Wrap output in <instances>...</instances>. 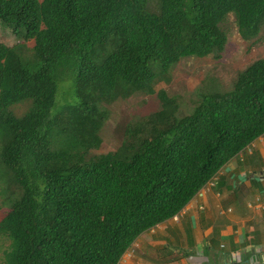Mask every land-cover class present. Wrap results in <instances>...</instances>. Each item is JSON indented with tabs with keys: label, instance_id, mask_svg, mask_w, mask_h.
I'll return each mask as SVG.
<instances>
[{
	"label": "trees",
	"instance_id": "16d2710c",
	"mask_svg": "<svg viewBox=\"0 0 264 264\" xmlns=\"http://www.w3.org/2000/svg\"><path fill=\"white\" fill-rule=\"evenodd\" d=\"M230 14L256 41L264 0H0L18 39L0 33V164L20 191L0 221V264H119L264 135V58L230 90L203 82L183 116L154 89L184 59H220ZM138 93L160 109L92 155L107 108Z\"/></svg>",
	"mask_w": 264,
	"mask_h": 264
},
{
	"label": "crops",
	"instance_id": "0c3cea01",
	"mask_svg": "<svg viewBox=\"0 0 264 264\" xmlns=\"http://www.w3.org/2000/svg\"><path fill=\"white\" fill-rule=\"evenodd\" d=\"M259 205H264V135L178 215L141 234L119 264H264Z\"/></svg>",
	"mask_w": 264,
	"mask_h": 264
},
{
	"label": "rangeland",
	"instance_id": "374dc122",
	"mask_svg": "<svg viewBox=\"0 0 264 264\" xmlns=\"http://www.w3.org/2000/svg\"><path fill=\"white\" fill-rule=\"evenodd\" d=\"M221 28L226 34L227 44L220 59L213 57L184 59L170 71L167 80L154 87L156 93L165 91L168 96L177 99L180 116L192 111L196 102L197 90L203 82H210L215 78L220 83L221 89L230 90L239 72L255 60L264 58V27L257 40L252 42H245L240 38L233 14L225 19ZM0 33L12 43L18 40L16 35L1 23ZM26 46L32 48L33 42H28ZM71 92L72 89L68 87L65 93L66 100L70 99ZM107 109L108 120L100 132L103 144L99 150L93 151L92 155L116 151L124 138L126 128L157 112L160 109V102L157 94L148 96L138 93L128 100L115 102ZM19 194V189L10 183L0 164V221L9 212L11 201ZM9 248L10 241L0 237V261L4 260L5 252L9 251Z\"/></svg>",
	"mask_w": 264,
	"mask_h": 264
},
{
	"label": "built area",
	"instance_id": "2783aa9c",
	"mask_svg": "<svg viewBox=\"0 0 264 264\" xmlns=\"http://www.w3.org/2000/svg\"><path fill=\"white\" fill-rule=\"evenodd\" d=\"M256 202L257 203H260L258 199L256 200ZM259 207H261V206L259 205ZM261 208H264V205Z\"/></svg>",
	"mask_w": 264,
	"mask_h": 264
},
{
	"label": "clouds",
	"instance_id": "9594fccd",
	"mask_svg": "<svg viewBox=\"0 0 264 264\" xmlns=\"http://www.w3.org/2000/svg\"><path fill=\"white\" fill-rule=\"evenodd\" d=\"M246 149V148H245Z\"/></svg>",
	"mask_w": 264,
	"mask_h": 264
}]
</instances>
